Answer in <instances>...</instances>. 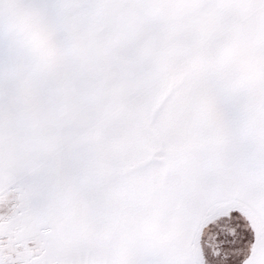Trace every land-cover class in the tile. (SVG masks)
I'll return each mask as SVG.
<instances>
[{
	"label": "snow or ice",
	"instance_id": "1",
	"mask_svg": "<svg viewBox=\"0 0 264 264\" xmlns=\"http://www.w3.org/2000/svg\"><path fill=\"white\" fill-rule=\"evenodd\" d=\"M0 264H264V0H0Z\"/></svg>",
	"mask_w": 264,
	"mask_h": 264
}]
</instances>
